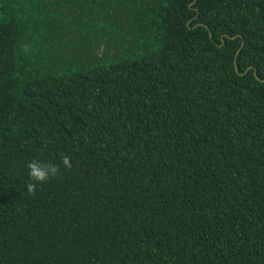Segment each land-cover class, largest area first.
I'll return each instance as SVG.
<instances>
[{
    "label": "trees",
    "instance_id": "trees-1",
    "mask_svg": "<svg viewBox=\"0 0 264 264\" xmlns=\"http://www.w3.org/2000/svg\"><path fill=\"white\" fill-rule=\"evenodd\" d=\"M0 264H264V0H0Z\"/></svg>",
    "mask_w": 264,
    "mask_h": 264
},
{
    "label": "clouds",
    "instance_id": "clouds-1",
    "mask_svg": "<svg viewBox=\"0 0 264 264\" xmlns=\"http://www.w3.org/2000/svg\"><path fill=\"white\" fill-rule=\"evenodd\" d=\"M62 165L70 169L71 158L69 156H62ZM28 183L26 185L27 190L31 194H35L37 185H42L48 182L50 179L55 178L59 174V165L53 163H43L38 159H33L27 163Z\"/></svg>",
    "mask_w": 264,
    "mask_h": 264
}]
</instances>
